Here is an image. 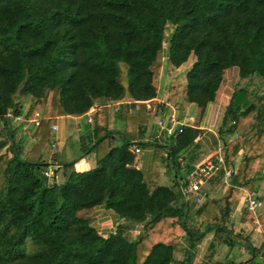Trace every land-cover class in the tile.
Segmentation results:
<instances>
[{
    "label": "trees",
    "instance_id": "1",
    "mask_svg": "<svg viewBox=\"0 0 264 264\" xmlns=\"http://www.w3.org/2000/svg\"><path fill=\"white\" fill-rule=\"evenodd\" d=\"M162 52L173 68L194 56L185 83L167 98L179 120L191 104L202 111L215 99L225 69L264 82V0H0V264H264L262 248L231 223L239 189L256 192L264 177V95L233 88L217 130L231 174L223 182L217 172L219 191L197 204L178 189L187 176L176 173L168 186L157 175L162 160L178 171L201 129L178 124L162 132L168 142L144 139L153 108L164 109L155 100ZM18 97L30 98L23 121L41 115L29 150L16 139L24 123L13 127L5 116L23 115ZM95 101L134 112L117 131L103 106L79 152L49 160L56 119L86 115ZM147 145L156 155L150 181L135 166V146ZM92 151L95 165L76 170ZM99 206L115 216L104 233L80 215ZM258 217L264 225V208ZM133 226L139 232L131 238Z\"/></svg>",
    "mask_w": 264,
    "mask_h": 264
},
{
    "label": "crops",
    "instance_id": "2",
    "mask_svg": "<svg viewBox=\"0 0 264 264\" xmlns=\"http://www.w3.org/2000/svg\"><path fill=\"white\" fill-rule=\"evenodd\" d=\"M193 60H191L189 63L193 62ZM229 69L230 68L224 70L223 80L216 92L215 99L212 102H210L202 111L199 109L197 105L191 104L184 112L183 118L180 120H179L180 111L177 109L176 106H172L169 103V100L167 99L169 97L168 94H166L167 96L163 97V95L160 94L159 91V94L155 100L157 104L164 103V109L161 110V108L157 106L153 108V111L155 110L157 114L152 118L149 124L147 132L144 136L145 140L157 139L159 141L168 142V136L162 134V132L165 130V128L168 127L174 131L175 128L178 126L176 124L175 125L170 124L169 118L172 115H174L177 121L180 123H183L185 125H193L201 129L200 135L195 140V148H194L195 150L193 152L190 151L191 153L188 154V159L180 157V164H179L180 169L178 168V171L173 166H171L167 162V160H162V162L158 165L157 176H158V182L160 184L168 185V186L172 185L173 180L176 177V173L179 171H182L180 173L182 174V176H188L190 173L189 174L186 173L189 166L187 162H189L190 165L195 167L197 164L203 162L204 160L213 157L220 150L221 140L219 138L217 130L221 123L225 107L229 101L231 92L233 90L230 88V90H227L228 91L227 92L226 89L228 88V86H225V89L223 91L221 89L222 83L224 82V79L227 75V71H229ZM235 73L238 76V69L237 71H235ZM28 101L30 104V98H28ZM29 104L26 106V108L29 107ZM115 106L116 105L109 106V113H108L109 128L117 131H122L124 128V114L127 111L131 113L134 111L132 107H129L127 103H121L117 105L118 108L121 110V116H117L115 114L116 111ZM21 107L23 108V116H24L26 108L22 105ZM82 117L86 118L87 115H83L79 117L62 116L59 118H63V119L66 118L73 120L77 119L78 123L76 126H80L82 122L79 120V118ZM111 117L113 118L112 120ZM159 118L163 120L164 127L158 125ZM92 121H93V113H91V124ZM70 122L71 125L73 126L74 122L72 120ZM21 123H24V121L19 120L16 126L21 125ZM24 125L25 123L22 125L23 128ZM167 134L170 133L167 132ZM58 139L59 136H57L56 141H54L55 143L58 142L59 144L58 152L55 153V160L57 161L62 160L65 157L66 147L68 145V143L64 141L63 138L60 141ZM71 143L72 145L74 143L78 145V139L77 140L73 139ZM139 148L140 151L136 152L135 154V166L143 172L145 179L147 181H150L152 177V171L154 165H156L155 148L151 145H147L145 147H139ZM89 154H87L83 158L78 159V161L74 165V168L76 170H86L92 168L95 165V160H96L95 153L92 151L91 156ZM51 157H54V155H51L48 159L52 160ZM172 169L174 170L173 176H171ZM263 173H264V169H263ZM171 177H173V179ZM219 186H220V179L219 176L216 175L202 186L201 192L204 193V195L206 194L205 192H207L209 193L208 197H211L216 192L219 191ZM245 191H250V190L245 188L239 189V192L236 197L237 202L231 214V223L234 225V229L236 232H239L240 234L247 237V240L249 241L252 247L256 249L262 248L261 255L263 257V263H264V225L261 223V219H259L258 217L259 212L264 208V177L260 182V186L258 190L256 192L254 191L257 194V196L263 201V205L260 208H258L254 213L245 209L246 207L243 202V196ZM114 219H115L114 214L110 210H106L101 206L91 209V222L97 229L101 230L102 232H106L109 229L103 227H108L112 225ZM208 239L209 238H206L203 241V244L199 246L200 252H203L205 250ZM240 253L243 254L244 257L249 255L248 252L245 251L243 248L240 249Z\"/></svg>",
    "mask_w": 264,
    "mask_h": 264
},
{
    "label": "rangeland",
    "instance_id": "3",
    "mask_svg": "<svg viewBox=\"0 0 264 264\" xmlns=\"http://www.w3.org/2000/svg\"><path fill=\"white\" fill-rule=\"evenodd\" d=\"M170 29V27H169ZM166 46V44L164 43V47ZM194 59V56H190L189 59L183 63L180 67L178 68H173L170 64L167 63L164 52L161 53V55L159 56V60L158 63H156L154 65V68L157 69L159 68L160 71V77H161V85H160V94L164 96H167L166 94H168V96H170V94L173 92L174 87L178 84L183 85L185 83V74L186 71L189 69L191 63H189L191 60ZM232 70V71H231ZM237 71L236 67H232L229 69V71H227V75L224 79V82L222 83V91L225 89V86H228L227 90L233 89V87H235L237 84H241V85H245L246 87H248L249 89H252L253 91H255L256 93L260 94V95H264V82L260 81L258 78L256 77H252L250 79H240L239 76L236 75L235 71ZM228 92V91H227ZM180 99V98H179ZM178 99V100H179ZM17 100L19 101L20 105L24 106L26 108V106L29 104L28 98H22V97H18ZM27 110V108H26ZM25 110V112H26ZM11 113V112H10ZM10 119V122L12 124L13 127L16 126L17 122L19 120H23V115H19L18 119H16V116H13L11 113V116H7ZM88 118H90V121H88ZM113 118L111 117V120ZM73 121V126L71 125L70 121ZM79 120L82 122V124H80V126H76L77 125V119H63V118H57L55 121V125H56V129H53L52 132V136L50 138V142H49V147L48 150L45 154H48L47 158H49L52 154H55L56 152H58V148H59V144L58 142H54L56 141V137L59 136V141L63 140L66 141L68 143L67 147H66V158H70L72 156H74L76 153L79 152V147L78 145H76L75 143L72 145V141L74 140H79L81 137L82 132H85V130L87 129V126L91 125V114L89 115V117L87 116L79 118ZM15 121V122H14ZM25 125L24 128L22 127L21 131H19V133H17V141H19V143L26 149L29 150L30 147L33 145L35 139H34V124L32 121H24ZM2 124L3 121L0 119V132L2 131ZM1 134H0V139H1ZM54 142V147L52 146V143ZM120 142L119 137H116L113 140L112 144H118ZM4 149H1L0 152H2ZM91 156V153L89 154ZM64 157V158H65ZM182 171L177 172V175H180ZM173 176L174 170L172 169L171 171ZM60 175V173H59ZM60 179V177H57V179ZM173 179V177H171ZM203 197V199H201V202H197L195 199V202L197 204H200L204 201V193H201V198ZM80 215L84 216V217H88L91 219V210L88 211H83L80 212ZM116 224L113 221L112 225L108 226V227H103V228H115ZM102 229V228H101ZM139 230V226H133L129 229V237L133 238L137 232ZM104 233V232H103ZM200 248V247H198ZM175 257L176 260L179 261V259H181L183 257V244L180 243L179 247L177 248V250L175 251ZM175 264H178L177 262Z\"/></svg>",
    "mask_w": 264,
    "mask_h": 264
},
{
    "label": "built area",
    "instance_id": "4",
    "mask_svg": "<svg viewBox=\"0 0 264 264\" xmlns=\"http://www.w3.org/2000/svg\"><path fill=\"white\" fill-rule=\"evenodd\" d=\"M114 106L111 103H102L99 101H95L93 105L90 107V109L87 111L86 115L89 117V115L95 111H99L103 106ZM149 108V105H148ZM115 110H118V106H115ZM7 116H11V113L8 111ZM5 114V116H6ZM19 116H16L15 118L18 119ZM20 118V117H19ZM29 121H32L34 126L37 127L41 122V115L40 112H36L35 115L29 119ZM88 121H90V118H88ZM169 122L171 125H183V123H180L177 121L176 117L174 115L170 116ZM158 125L161 127H164L163 120L159 118ZM53 129H56V125H52ZM168 133H172L173 130L171 128H165ZM52 146L54 147V143H52ZM135 152H139L140 148L135 146L134 148ZM163 155H166L164 152ZM222 170L224 172L223 180L224 182L227 181L228 177L231 174V170L225 167L224 164V157L220 153V150L215 154L213 157H210L203 162L197 164L194 169L190 172V174L187 176L188 183L186 185L183 184V181L180 182L178 189L180 190L182 196L185 198H192L195 199L197 202H201V188L204 184H206L217 172ZM46 174L48 176H52L53 171L52 169H48ZM58 176L55 175V178ZM194 200V201H195ZM243 202L246 207V209L250 212H255L258 208H260L263 205V201L257 196V194L254 191H245L243 196Z\"/></svg>",
    "mask_w": 264,
    "mask_h": 264
}]
</instances>
